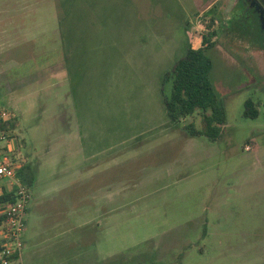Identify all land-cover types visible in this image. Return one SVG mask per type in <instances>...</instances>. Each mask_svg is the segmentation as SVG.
<instances>
[{
	"label": "rangeland",
	"instance_id": "rangeland-1",
	"mask_svg": "<svg viewBox=\"0 0 264 264\" xmlns=\"http://www.w3.org/2000/svg\"><path fill=\"white\" fill-rule=\"evenodd\" d=\"M242 2L209 26L180 24L175 0H0L12 145L33 162L34 193L62 186L76 208L89 196L90 259L75 264H264V30ZM197 30L218 37L217 141L185 130L202 129L200 114L176 123L164 104L163 79ZM78 134L85 169L68 161Z\"/></svg>",
	"mask_w": 264,
	"mask_h": 264
},
{
	"label": "crops",
	"instance_id": "crops-1",
	"mask_svg": "<svg viewBox=\"0 0 264 264\" xmlns=\"http://www.w3.org/2000/svg\"><path fill=\"white\" fill-rule=\"evenodd\" d=\"M175 1L182 14L181 19H179L180 24L186 25V23H190V21H193L195 24L197 20L203 17H207L208 19L211 18L210 20L215 19L214 21L216 22L217 17L226 16L229 12H231V17L229 16L228 19L231 20L237 8L236 2L241 0ZM208 11L212 14L206 16L205 13H208ZM197 32V35H200V31L197 30ZM196 36L192 37L191 41L188 42L189 44L186 46V52L182 57L186 55L190 47L193 49L202 47L203 35L199 36L200 41L198 42V47L192 45L193 40L196 41L198 38ZM179 59H177L174 64ZM73 137V144L68 148V151L72 150V153L70 151L68 153V161L72 159L77 162L79 169H85L82 156L78 153L79 145H81L80 134ZM26 166L30 167L32 176V186L29 187L32 199L26 216L27 228L24 234V251L20 264H75L76 253L79 259H90L88 252L86 253L84 250L90 237L88 230L91 224V213L90 210L88 208L86 209L84 206L89 196L86 197L82 195V204H79L78 208H76L73 204L72 206L70 205L67 196L62 192V186L57 188L53 187L54 189L52 190H50L51 188H47L45 190L48 191H43L44 194H36L34 191L37 182L35 172L33 171L35 167L33 168L32 161H29L24 167ZM44 188L45 187H42V190ZM12 190L13 189L6 181H0V198L4 193L11 192ZM48 192L52 193L49 194ZM3 206H0V209ZM1 219L2 215H0V223ZM76 246L80 247L78 248L79 251H75Z\"/></svg>",
	"mask_w": 264,
	"mask_h": 264
},
{
	"label": "trees",
	"instance_id": "trees-1",
	"mask_svg": "<svg viewBox=\"0 0 264 264\" xmlns=\"http://www.w3.org/2000/svg\"><path fill=\"white\" fill-rule=\"evenodd\" d=\"M214 19L211 20L213 25ZM216 36H204L203 45L199 49L189 48L184 57L179 59L171 71L163 79V87L170 82L171 91L164 95V104L168 118L176 123L182 122L196 114L202 116V129H198L194 123L185 127V130L195 137L205 136L211 141H217L222 135L226 125L225 108L216 92L212 82L211 73L213 61L208 55L209 49L216 45ZM1 96V95H0ZM259 115L256 105L252 100L245 104V117L257 118ZM11 133L16 128L15 120L8 124ZM10 138L12 136L10 135ZM18 177L27 187H31L30 167H22L18 171ZM15 202L14 189L6 192L0 198L1 204L10 205Z\"/></svg>",
	"mask_w": 264,
	"mask_h": 264
},
{
	"label": "built area",
	"instance_id": "built-area-1",
	"mask_svg": "<svg viewBox=\"0 0 264 264\" xmlns=\"http://www.w3.org/2000/svg\"><path fill=\"white\" fill-rule=\"evenodd\" d=\"M15 116L0 110V181H6L14 189L15 202L8 205L0 224V264L21 262L24 251L26 216L32 199L31 190L18 177V171L26 165L20 152L12 145L9 123Z\"/></svg>",
	"mask_w": 264,
	"mask_h": 264
},
{
	"label": "flooded vegetation",
	"instance_id": "flooded-vegetation-1",
	"mask_svg": "<svg viewBox=\"0 0 264 264\" xmlns=\"http://www.w3.org/2000/svg\"><path fill=\"white\" fill-rule=\"evenodd\" d=\"M243 2L246 4L248 12L250 10L256 12L258 21L264 30V0H243Z\"/></svg>",
	"mask_w": 264,
	"mask_h": 264
}]
</instances>
